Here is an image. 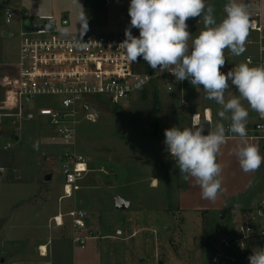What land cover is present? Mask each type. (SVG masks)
<instances>
[{"label":"rangeland","instance_id":"374dc122","mask_svg":"<svg viewBox=\"0 0 264 264\" xmlns=\"http://www.w3.org/2000/svg\"><path fill=\"white\" fill-rule=\"evenodd\" d=\"M130 2L78 0L89 24L83 36L125 34L131 21ZM78 3L76 0H0V65H14L19 51L20 23L5 22L7 8L22 9L31 17L53 15L60 29H67L65 35L81 37ZM226 3L227 0H206L207 5L214 7L217 22L224 17ZM259 5L264 20V0H259ZM186 23L193 38L204 29L202 17L189 18ZM131 31L139 37V29ZM227 51H224L225 63L230 61ZM234 61L237 65L245 63L244 53L234 56ZM165 80L159 78L135 90L118 111L99 100L95 103L97 122L77 124L75 149L93 160L79 181L80 190L72 198L61 199L60 147L50 126L37 121L20 129L8 122L0 127V264H130L128 258L132 256L139 264H203L218 248L208 237L202 240L200 235L192 236L198 226L190 215L186 219L189 225H183L171 213L150 209L161 198L159 188L152 189L150 180L160 172L162 138L165 129H169L167 108L182 109L185 114L190 107L202 111L205 105H214V100L207 99L200 88L195 90V102L181 105L180 82L171 78L173 89L168 91ZM9 95L5 86L0 87V110L10 107ZM54 101L52 97L41 96L35 104L50 107ZM215 106L220 108L217 103ZM37 142L38 150L33 147ZM262 185L264 190V181ZM116 196L127 199L131 206L117 209ZM74 206L86 209L89 215L90 232L85 233L89 238L83 247L73 241L75 229L68 217L63 218L61 226L53 220ZM152 213H156L154 218ZM207 227L209 234L218 231L216 220ZM224 230L221 236L227 233ZM40 245L47 247L44 257L39 255ZM199 249H203L201 257Z\"/></svg>","mask_w":264,"mask_h":264},{"label":"built area","instance_id":"2783aa9c","mask_svg":"<svg viewBox=\"0 0 264 264\" xmlns=\"http://www.w3.org/2000/svg\"><path fill=\"white\" fill-rule=\"evenodd\" d=\"M244 2L252 6L244 62H250V67L259 66L264 64L262 11L258 3L252 0ZM14 20L20 23L18 59L14 65H0V87L5 86L10 93V107L0 110V127L8 122L20 129L37 121L50 126L60 147L61 199L72 198L81 188L79 181L89 171L85 158L75 151L77 124L80 121L97 122L99 114L95 103L99 100L120 106L143 85L161 76L175 77L168 71L155 72L149 65L147 70H142L136 62L130 63L118 48L126 38L125 34L69 36L58 30L60 25L53 15L31 17L22 9L7 8L5 22L10 24ZM50 23L52 27L48 26ZM226 55L229 59L233 57L229 50ZM220 70L227 73L223 68ZM137 84H140L139 88ZM184 86L193 85L188 80L181 82V104L187 105ZM167 89H173L170 82H167ZM41 96L54 98V104L50 107L35 104L36 98ZM250 111L253 121L247 129V138L264 142V119L251 108ZM203 118L211 122L208 109H204ZM194 121L201 124L199 113L191 115L192 125ZM255 214L262 217L264 212L257 208ZM64 217L71 220L75 229L73 241L83 247L89 238L85 235L88 213L74 206L65 214L54 216L53 220L61 226ZM256 218L246 214L231 233L218 234L213 243L218 248L211 252L204 264H249L252 250L261 248L256 239L264 237V225L259 224Z\"/></svg>","mask_w":264,"mask_h":264},{"label":"clouds","instance_id":"9594fccd","mask_svg":"<svg viewBox=\"0 0 264 264\" xmlns=\"http://www.w3.org/2000/svg\"><path fill=\"white\" fill-rule=\"evenodd\" d=\"M251 8L244 0H227L225 15L217 22L215 9L206 0H131L130 26L118 46L130 63L142 57L155 72L168 71L177 82L188 80L196 88L203 86L206 98L220 105L217 115L221 121L229 122L227 128L217 122L204 134L205 127L194 121L191 127L174 126L164 131L166 150L175 160L182 179L194 180L201 189V198L212 202L223 190V165L217 158L229 139L228 133L240 138L232 154L244 173H254L264 163L260 147L247 138L249 111L242 104L246 101L264 119V64L250 67V62H242L226 74L220 70L226 62L225 49L234 56L245 52ZM80 9L82 37L89 24L81 5ZM196 17H202L204 29L193 38L186 21ZM48 26L52 27V23ZM132 28L139 29V37L132 35ZM58 30L67 33L66 28ZM231 86L239 95L226 100ZM33 147L38 150V142ZM248 259L249 264H264V247L253 249Z\"/></svg>","mask_w":264,"mask_h":264},{"label":"crops","instance_id":"0c3cea01","mask_svg":"<svg viewBox=\"0 0 264 264\" xmlns=\"http://www.w3.org/2000/svg\"><path fill=\"white\" fill-rule=\"evenodd\" d=\"M259 4L258 1H254ZM263 19V16H262ZM264 21V20H263ZM227 60L231 62L233 65H225L222 67L226 72L233 69L235 67L236 62L234 61V56ZM159 78H165V83L170 82L171 78H167L165 76H161ZM158 78V79H159ZM157 80V79H156ZM154 80L153 82H155ZM231 83V82H230ZM233 87V86H231ZM230 87V88H231ZM185 95L189 98L188 101L195 102V90L198 89L194 86H184ZM183 88V89H184ZM229 88V89H230ZM203 90V87H200ZM180 103H181V82H180V90H178ZM235 93V95H239L237 90H227L225 94V98L229 95ZM243 102V101H242ZM243 106L248 109L249 117L247 123V129L253 121V116L250 111V107L247 102L244 101ZM188 104V103H187ZM216 102L214 101L213 106L205 105L202 108V111L196 110L194 107L188 108V111L183 114L182 109H177L175 107H168V124L167 127H179L180 129H184L192 126L191 123V115L193 113H199L201 115V124L205 127L204 134H207L208 129H212L215 127L217 122H221L225 124V127H228V121H221L218 117L217 113L220 108L215 106ZM182 105V104H181ZM113 106V105H112ZM185 106V105H184ZM119 107V106H118ZM119 109V108H118ZM116 109L115 111H118ZM204 109H208L211 116V122H207L203 118ZM229 139L227 143L222 147L221 153L217 158V162L223 165L222 172V191L218 193L217 199L212 202L206 199L201 198V189L198 185L195 184L194 180L185 181L182 179L181 174L179 173V169L176 167L175 160L171 157L170 153L166 150V145L164 143L165 137L162 138V146L160 148V154L163 156V159H159L158 164L160 172L151 177L150 185L152 189L159 188L161 192V198L158 201V205H153L150 209L158 212L165 211L171 213L178 223V218L181 220L183 225H189L186 223L187 215H190L191 219H196V225L198 228L192 233V236L200 235L203 240L207 237L210 238V243H214V239L218 234L221 235V231H227V234L231 233L235 225L239 222L242 216L246 214H250L252 216L257 217L256 221L259 224L264 225V215L262 217H258L255 214L257 208H260L264 212V206L262 202L264 201V190L262 182L264 181V163H262L260 169L254 173H244L238 164L237 158L232 154V149L240 143V138L236 134L228 133ZM251 143L257 144L261 149V155L264 156V142L262 140L250 139ZM76 151V149H75ZM77 152V151H76ZM78 153V152H77ZM83 155L81 153H78ZM88 165L91 166L92 158L83 155ZM109 160V159H108ZM160 165H164V168ZM110 172L113 173V168L109 166ZM164 179V182H160L161 179ZM75 195V194H74ZM74 197V196H73ZM130 202V201H129ZM131 206V204H130ZM77 207V206H76ZM81 208V207H79ZM83 209V208H82ZM86 212L87 210L84 209ZM153 218L156 216V213H152ZM138 218L139 221L140 219ZM263 219V220H262ZM216 220L218 225V231L216 233H211L207 231L209 222ZM218 220V221H217ZM180 223V222H179ZM226 226V227H225ZM90 222L89 215L87 220V232L89 230ZM91 229V228H90ZM85 232V233H87ZM203 246L206 244V240H204ZM171 243V242H170ZM42 246V245H40ZM39 246V248H40ZM207 245H205L206 247ZM202 252H199V256L201 257L203 254V249H199ZM40 251V250H39ZM174 251V250H173ZM41 257H44L40 251L39 254ZM47 255V254H46ZM90 257V254H89ZM209 258V256L207 257ZM130 264H139L137 258L130 257L128 258ZM204 261V257L202 258ZM207 260V259H206ZM204 264V263H203Z\"/></svg>","mask_w":264,"mask_h":264},{"label":"trees","instance_id":"16d2710c","mask_svg":"<svg viewBox=\"0 0 264 264\" xmlns=\"http://www.w3.org/2000/svg\"><path fill=\"white\" fill-rule=\"evenodd\" d=\"M136 64H137V67H139L140 69H142V70H147V66H148V64H147V62H145V61L143 60L142 57H138V60H137ZM113 107H114V110H116V109L119 108L118 106H113ZM256 243H257V245H258L259 247H264V237H258V238L256 239Z\"/></svg>","mask_w":264,"mask_h":264},{"label":"water","instance_id":"95a60500","mask_svg":"<svg viewBox=\"0 0 264 264\" xmlns=\"http://www.w3.org/2000/svg\"><path fill=\"white\" fill-rule=\"evenodd\" d=\"M5 35H7V32H5ZM115 204H116V208L121 209V210H124L130 207V202L127 199H124L120 196L115 197ZM216 239H217V236L214 239V241H216Z\"/></svg>","mask_w":264,"mask_h":264},{"label":"bare ground","instance_id":"6f19581e","mask_svg":"<svg viewBox=\"0 0 264 264\" xmlns=\"http://www.w3.org/2000/svg\"><path fill=\"white\" fill-rule=\"evenodd\" d=\"M39 250L41 251L43 256L47 254V247L45 245L40 246Z\"/></svg>","mask_w":264,"mask_h":264}]
</instances>
